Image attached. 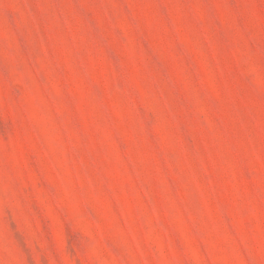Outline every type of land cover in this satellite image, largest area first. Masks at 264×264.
Listing matches in <instances>:
<instances>
[{
  "label": "rangeland",
  "instance_id": "374dc122",
  "mask_svg": "<svg viewBox=\"0 0 264 264\" xmlns=\"http://www.w3.org/2000/svg\"><path fill=\"white\" fill-rule=\"evenodd\" d=\"M0 264H264V0H0Z\"/></svg>",
  "mask_w": 264,
  "mask_h": 264
}]
</instances>
